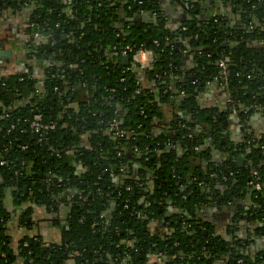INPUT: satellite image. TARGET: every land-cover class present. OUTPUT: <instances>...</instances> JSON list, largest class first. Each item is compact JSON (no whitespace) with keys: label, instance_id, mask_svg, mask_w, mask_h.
Here are the masks:
<instances>
[{"label":"trees","instance_id":"16d2710c","mask_svg":"<svg viewBox=\"0 0 264 264\" xmlns=\"http://www.w3.org/2000/svg\"><path fill=\"white\" fill-rule=\"evenodd\" d=\"M168 1L188 15L173 28L164 0H0L1 19L27 13L26 34L41 38L24 56L42 67L0 76V264H264V251L247 250L264 239V131L247 126L254 113L264 123V0H217L234 20ZM138 50L152 54L145 67ZM220 61L230 103L200 106L209 85H223ZM35 116L53 129L35 133ZM114 119L122 137L108 131ZM6 203L26 230L15 248ZM207 206L234 207L225 237L202 218ZM34 208L58 244L28 235Z\"/></svg>","mask_w":264,"mask_h":264},{"label":"crops","instance_id":"0c3cea01","mask_svg":"<svg viewBox=\"0 0 264 264\" xmlns=\"http://www.w3.org/2000/svg\"><path fill=\"white\" fill-rule=\"evenodd\" d=\"M164 5L162 4V7L164 9L165 13V20L167 26L169 28L175 27L180 21L184 20L186 17H188L187 13H185L183 10H181L178 6H170L168 0H164ZM199 2L200 7L202 10H200V14L206 10H212L215 11L216 7L217 10L221 9L220 3L217 0H194ZM221 11H224L227 13V16L229 17V20H234L235 18H238V15L236 13H231L229 8H223ZM206 14V13H205ZM120 17L124 16V12L119 14ZM4 19V20H3ZM3 19L0 18V35L7 36L6 44L2 41H0V50L4 48V50L10 53L9 57H5L6 60H4L1 65L2 69H0V76H11L18 74L20 71L25 70L22 63H20V59L22 62L25 58L24 46L29 41V39H33L31 36L26 34V26H27V13L25 12L23 15H12L9 17H3ZM4 30V32H2ZM1 40V39H0ZM38 40V39H37ZM9 42V44H8ZM186 67L190 66L189 62H186ZM42 67H34L39 72ZM39 74V73H38ZM38 77L40 75H37ZM198 102L200 106L204 107H225V95L224 92L220 87H216V85H209L204 93H202L198 97ZM175 111H173L172 108L168 107L165 109L164 113V121L160 123V127L166 129L168 126L169 120L172 117V114ZM232 126L230 128L229 134L232 137V140H239L242 137V132L240 131V128L235 126V122H232ZM167 125V126H165ZM248 129L250 132H253L254 134L258 135L264 131V123L262 121V118L257 115L249 119L247 123ZM5 206L9 208V210H13L12 219L7 222L6 224V232L7 235L10 237L11 243L13 247H16L17 242L22 238L26 230L22 228L18 224V215H20V208L16 207L13 208L10 204L6 203ZM24 206V205H23ZM22 206V207H23ZM12 208V209H11ZM62 216V213H60ZM234 214V207L229 208H223L222 210L215 208L214 206H207L203 208L201 211L202 218L205 219L208 223L212 224L216 228L217 234H220L222 236H226V229L231 225L230 221L232 220ZM48 215L45 213V211L42 208H34L32 216L30 218V222L32 224V227L30 230H27L28 235H34V234H40L42 236V239L45 243H55L58 244L60 242V235L57 229H54L50 226L48 222ZM238 227L237 234L242 235L244 233V226L240 225L239 223L236 224ZM150 229L156 231V228H158L157 224H151ZM251 254H256L258 252L264 251V239H259L257 241H253L251 245H249L247 249ZM14 264H25L18 259ZM65 264H73L72 260H67Z\"/></svg>","mask_w":264,"mask_h":264},{"label":"built area","instance_id":"2783aa9c","mask_svg":"<svg viewBox=\"0 0 264 264\" xmlns=\"http://www.w3.org/2000/svg\"><path fill=\"white\" fill-rule=\"evenodd\" d=\"M136 2L141 3L140 0H137ZM31 37L33 38L32 40H34L32 45H36L38 43L37 39L40 38L39 35L34 33ZM126 51H131V47H129V46L125 47L124 51L122 52L123 56H125ZM132 58H133L134 62L140 64L143 67H145L151 62L152 54L149 51H146V50H138V51H136L133 54ZM218 66H219V69H220L219 78L223 81V85H221L220 88L224 91L223 87H225V85H226L228 70L226 68V65L222 61H220L218 63ZM229 103H230V100L227 99V97H226L225 98V104H229ZM254 114H252V115H254ZM252 115H251V117H252ZM30 127L32 128V130L35 133H39L42 136V135L45 134L46 130L53 129L54 123H49V124L42 123L41 119L38 116H35L33 121L30 124ZM108 131L114 132L116 137H122L124 135V133H125L122 129L119 128V124H118V122L115 119L112 120L111 123L109 124ZM25 148L26 147H23V149H25ZM0 164H3V162H0ZM252 176H253V178L258 179L257 172H253ZM253 188L255 190H260L261 189V184L254 182L253 183Z\"/></svg>","mask_w":264,"mask_h":264},{"label":"flooded vegetation","instance_id":"af4514ba","mask_svg":"<svg viewBox=\"0 0 264 264\" xmlns=\"http://www.w3.org/2000/svg\"><path fill=\"white\" fill-rule=\"evenodd\" d=\"M28 26V25H27ZM2 32H4V30L2 31ZM7 36H1L0 35V41H4L5 42V44H6V41H5V39L7 40ZM41 38V37H40ZM39 39V38H38ZM39 43V42H38ZM4 44V43H3ZM8 44H9V42H8ZM5 50H4V48L2 49V50H0V69H2L3 67H2V65H1V63L4 61V60H6V56H2L1 55V53L2 52H4ZM23 60H25L24 62H22V60L20 59L19 61H20V63H22V65L25 67V66H34V65H36V60H34V57H29L28 59H23ZM35 67V66H34ZM24 88H26V87H24ZM24 88H23V92H22V99H23V101H24V98L27 96V94H28V92L26 93V94H24ZM18 96H19V94H18ZM11 99H12V101H13V105H15L17 102H19L20 100H18L17 98H15V99H13V97L12 96H9ZM10 111V110H9ZM166 126V125H165ZM166 129H167V127H166ZM244 134H243V132H242V136H243ZM215 207V206H214ZM205 208V207H204ZM202 211V210H201ZM205 220V219H204Z\"/></svg>","mask_w":264,"mask_h":264},{"label":"water","instance_id":"95a60500","mask_svg":"<svg viewBox=\"0 0 264 264\" xmlns=\"http://www.w3.org/2000/svg\"><path fill=\"white\" fill-rule=\"evenodd\" d=\"M137 0H134V2H133V7H135L136 5H141V3H138V2H136ZM139 18H140V21L141 22H148L149 20H150V15L147 13V12H141L140 14H139ZM2 42L4 43V41L2 40ZM1 55L2 56H7V57H9L10 56V53L7 51H4V52H2L1 53ZM127 60H128V58L126 57V56H123V63L124 64H126L127 63ZM28 92V88L26 87V88H24V94H26ZM258 114H254V116H257ZM168 128V127H167ZM169 132V130L168 129H166V133H168ZM242 161H243V159H242V157H238L237 159H236V162H237V164H238V166H240L241 164H242Z\"/></svg>","mask_w":264,"mask_h":264}]
</instances>
